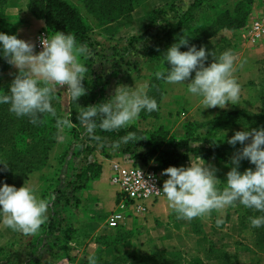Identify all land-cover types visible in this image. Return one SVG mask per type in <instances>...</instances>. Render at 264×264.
Returning a JSON list of instances; mask_svg holds the SVG:
<instances>
[{
    "label": "rangeland",
    "instance_id": "374dc122",
    "mask_svg": "<svg viewBox=\"0 0 264 264\" xmlns=\"http://www.w3.org/2000/svg\"><path fill=\"white\" fill-rule=\"evenodd\" d=\"M21 1L8 0L5 13L12 16L13 5L24 6ZM69 1L78 8L83 20L91 28L90 39L85 44L88 51L82 58L86 59L84 64L88 69L87 77L92 87L90 94L97 105L111 99L118 85L133 88L147 84L156 71L164 69V65L147 61V50L151 46L163 47L166 44L164 36L169 25L178 22L195 0ZM235 1L238 0H204L197 10L196 16L199 18L195 26L183 29L185 31L182 37L188 38V44H191L192 40L197 41L195 37L199 33L205 34L220 11L234 9ZM14 21L17 22L18 19ZM249 22L250 17L248 23L240 29L220 28L206 37L212 47L209 53H214L215 57L218 58L226 50H232L237 55L235 78L240 72L241 54L247 48L244 43V32ZM183 48L185 49L186 46H181L180 50L182 51ZM212 62L213 57L209 55L205 65H210ZM259 69L263 75L259 89L262 94L264 61L260 63ZM192 75L194 78L195 72ZM66 91L67 86H64L60 91L55 92L60 96L59 102L63 106L62 111L65 116L69 113ZM169 101L170 97L164 102L165 104L163 103L164 115L170 109ZM188 116L181 115V119ZM180 121L176 119L175 125L165 126L158 124L154 118L144 119L140 115L131 126H136L146 133L163 126L170 136L176 131H182ZM231 121L225 122L221 129L217 128L216 123L208 124L203 128L206 137L224 146L226 150L228 160L222 161L216 157L220 163L216 162L212 166L217 170L216 176L220 184H223L221 181H224L223 178L233 166L231 163L233 155L245 146L239 142L235 147L227 143L235 132L240 131ZM62 135L65 139L62 142L57 140L56 146L50 151L49 158L44 164L45 167L34 171L27 182L18 179L22 183L0 181V186L7 183L16 188L25 184L36 189L37 195L41 198H51L47 212L48 220L36 234L26 235L6 228L1 217L0 264H88L87 257L95 256L97 253L98 245L94 240L100 236H119L126 239L118 243H103L100 255L95 256L97 264H115L121 256L124 260L130 259L126 264H139L141 255L152 249L181 252L188 264H222L224 261H218L216 257L224 253L233 257L226 259L230 263L233 261L231 264H264V243L257 241L254 230L250 227L251 224L241 222L240 215L245 207L239 203L235 207L227 208L222 215L214 211L208 218H195L191 221L178 219L172 210L165 218L148 221V213L142 217L146 218V221H141L133 227L128 224L130 219L126 220L122 224L125 226L121 230L122 233L117 234L118 226L108 225V219L116 210L117 202L113 208H110L108 205L111 200L107 198V192L101 191L102 196L97 200L94 199V192L88 191L86 195L84 189L75 192L74 188L80 183L78 173L87 160L100 163L101 158H114L116 161L142 165L141 159L135 161L130 159L129 155H124L123 150L130 147L128 144H121L119 149L113 150L112 142L120 139L115 135L103 133L99 128L96 130V135L102 138L100 142L85 135V129L81 125L70 130L65 129ZM247 143L250 141L245 142ZM132 146H135L134 143L131 144ZM136 150L146 151L140 147ZM240 166L241 161L239 168ZM92 183L87 181L84 185L85 189L91 187ZM103 189L106 190V187H102ZM164 198L166 197L163 196L161 199ZM95 203L98 204L99 211H103L100 212L102 216L98 217V222H93L95 217L90 216L88 210L91 205L94 207ZM217 219L223 220L220 226H217ZM211 247L216 252L214 256L209 257Z\"/></svg>",
    "mask_w": 264,
    "mask_h": 264
},
{
    "label": "clouds",
    "instance_id": "9594fccd",
    "mask_svg": "<svg viewBox=\"0 0 264 264\" xmlns=\"http://www.w3.org/2000/svg\"><path fill=\"white\" fill-rule=\"evenodd\" d=\"M41 44L43 50L36 54L33 43L16 35L0 33L3 58L18 69L9 91L0 93V104L9 105V111L17 117H28L33 125L45 123L42 119L45 114L55 118L59 133L57 139L62 142L65 139L62 133L73 128L74 123L70 118L57 117L52 100L57 89L64 86H67V97L73 102L87 95L83 81L88 69L81 58L88 50L77 42L73 34L60 31L41 39ZM181 46H188L187 37H181L167 49L163 63L167 62L171 67L156 71L155 77L168 84H183L190 80L187 91L201 98L204 109L238 104L241 86L234 75L237 55L226 50L217 58L204 47L197 50L192 45L187 51H181ZM209 55L213 62L205 66ZM193 72L195 77L191 78ZM157 109L156 100L148 95L147 84L135 88L118 85L111 99L80 108L77 119L84 127L85 135L100 142L102 138L96 135L97 128L118 131L134 124L142 110L151 113ZM137 140L136 134L129 132L112 142L111 148L117 150L121 144ZM246 141L250 143L245 144ZM237 142L245 146L233 155V166L222 189L218 187L217 170L200 157H190L188 167L170 166L163 170L161 175L168 178L162 190H155L162 191L178 219L208 218L214 211L222 215L227 208L238 203L264 213V127L237 131L227 140L233 147ZM244 159L255 165V169L249 168L243 173L238 171L240 161ZM2 164L7 170L8 164ZM50 203L51 198H41L36 189L25 184L20 188L7 183L0 186V217L3 225L13 231L26 235L38 233L48 220ZM249 219L252 228L264 226V216ZM216 223L220 226L223 220L217 219ZM87 259L88 264H97L94 255Z\"/></svg>",
    "mask_w": 264,
    "mask_h": 264
},
{
    "label": "trees",
    "instance_id": "16d2710c",
    "mask_svg": "<svg viewBox=\"0 0 264 264\" xmlns=\"http://www.w3.org/2000/svg\"><path fill=\"white\" fill-rule=\"evenodd\" d=\"M256 1L264 0L235 1L233 4L234 9L220 11L215 20L205 31V34L199 33V35L195 37L197 41L192 40L193 42H191V44L195 45L197 50L204 46L208 52L211 51L212 47L209 42H207L206 37L214 34L220 28L237 30L244 27L248 23ZM7 2L8 0H0V33L16 35L18 38L17 22L14 21L13 16L5 13ZM203 2L204 0L193 1L179 21L169 25L164 36L166 44L163 47L151 46L148 48L146 53L148 62H155L157 65H164V68L170 69L171 66L167 62H165V64L163 63V54L172 44L178 42L186 30V27L193 28L195 26L199 18L196 16L197 10H199ZM28 8L36 17L46 21L47 29L51 34H54L56 31L65 32L66 34L71 33L76 37L79 44L85 46V44L88 43L91 28L83 20L78 8L69 0H29ZM183 29L185 30L183 31ZM191 44H188L182 51H187L188 47L192 46ZM10 69L11 65L3 58L2 45H0V93L9 91L13 79L18 74V71L8 74ZM163 82V80H158L155 75H153L149 84L148 95L156 100L158 108L163 95ZM83 85L87 90V95L80 97L75 102L70 100V111L67 116L63 114V106L59 102L60 96L54 93V98L52 100V106L57 112V117L70 118L74 123L73 128L80 126L77 119L80 108H86L92 104L95 105V100L90 94L92 87H90L91 84L87 77V73ZM261 106L262 109L260 113H222L218 118L209 123H188L186 126V133L181 138H177L175 135L169 136L167 130L163 126H159L150 133L143 132L136 126L125 127L118 131L111 132L100 130L107 135H115L119 139L129 132H134L137 138L141 139L136 142L129 141L128 145L130 147L133 143L135 146H132L131 149H129L130 147H126L123 150L124 155H129L130 159L135 161L141 159L142 165H147L155 161L159 164L158 168L161 170L170 166L178 167L182 162L190 159V154H194L196 157L202 159L217 157L222 161H227L228 157L225 147L217 142L215 143L210 137H206V134L201 135L199 130L206 128L208 124L212 123H216V126H218L217 128L221 129L222 126L225 125V122L229 123V120H232L231 123L234 125L243 124L250 130L251 128L258 129L264 127V88L261 95ZM9 107L10 106L7 104H0V169H2V172H0V181L19 182L18 180H20L23 182L25 180L27 182L34 171L41 170L45 167L44 164L49 158L50 151L53 150L57 144V136L59 133L55 126V118L50 115L45 114L42 117L45 123L33 125L30 123L28 117L15 116V114L9 111ZM157 112L158 109L151 113L147 112V110H142L140 115H142L144 119H147L150 116H156ZM99 122L98 118L97 124H99ZM196 141H202L204 145L191 147V143ZM137 147L144 148L146 151H137ZM39 160H41V162H39ZM2 163L8 164L7 170H4V165ZM249 168L254 170L255 165L251 164L249 160L244 159L241 160V166L238 171L243 173ZM101 174L102 164L97 161L91 162L87 160L80 173H78L80 183L74 188V191L81 192L85 188L84 185L87 181L96 180L100 178ZM223 179L224 181H221L223 184L219 183L218 185L221 189L225 186L226 177ZM240 216L243 224H250V217L264 216V213L245 208ZM124 227V225L118 226L116 233H122L121 230ZM252 229L254 230L253 232L256 235L257 241L264 243V226ZM58 238L60 239L61 237ZM105 239L107 240L103 241ZM124 239H126V237L100 236L96 238L98 249L95 256L100 255L103 243H118ZM210 249V253H208L209 257H212L216 250L213 247ZM216 258H218V261H224L222 264H231L233 262L231 261L230 263L226 260L233 257L225 255V253L222 255L219 254V257ZM117 260L118 262L115 264H126L130 261L128 258L124 260L123 256L119 257ZM139 264H188V261L181 252L168 251L166 249H152L141 255Z\"/></svg>",
    "mask_w": 264,
    "mask_h": 264
},
{
    "label": "crops",
    "instance_id": "0c3cea01",
    "mask_svg": "<svg viewBox=\"0 0 264 264\" xmlns=\"http://www.w3.org/2000/svg\"><path fill=\"white\" fill-rule=\"evenodd\" d=\"M24 6H18L13 5L12 9V16L14 19H18V31L17 35L19 39H23L27 42H31L35 45V53L38 54L39 52L36 49V41L37 36L39 32L42 29H47V23L44 19L36 17L28 8L29 0H22L21 1ZM25 2V3H24ZM258 18H264V3L262 1H256L254 4L253 11L250 15V22L246 26L247 30L244 32L245 41L247 48L246 50L241 54V61L239 62L240 66V72H238L236 80L241 86V92H240V99L238 104L232 105L229 104L226 108H207L204 109V106L201 103V98L197 96H193L187 91V83L190 82V80L185 81L183 84H168L163 82V95L160 100L158 112L156 116H150L148 118H154L158 121V124L165 125V126H172L175 125L176 119L181 120V128L182 131H176L174 135L177 138H181L186 133V126L188 123H209L210 121L215 120L218 118L222 113H242V112H250V113H260L262 106H261V91L260 89V81L263 78V75L260 73L259 65L264 61V34L256 39L253 40L250 37V30L251 26L254 22V20ZM82 63L86 61V59L81 58ZM18 69L11 66V69L8 71V74L17 72ZM193 77V75H192ZM191 77V78H192ZM151 79V78H150ZM150 79L147 83L148 85V91H149V84ZM139 84V83H138ZM136 85V84H135ZM136 87V86H135ZM133 87V88H135ZM61 87L57 89V91H60ZM170 97V105H169V111L167 114L164 115L163 112V105L164 102ZM66 100L68 101L69 109L70 111V99L67 97L66 93ZM164 103V104H163ZM182 116H187L186 118L181 119ZM140 117V115H139ZM237 127L239 130H249L246 126L243 124H237ZM204 129H200L199 132L201 135H204ZM194 144L191 145V147L200 146V144L204 145V142L202 141H196L193 142ZM190 157L192 159H197L199 157H196L194 154H190ZM100 163L102 164V174L100 178L93 180L91 187L84 188L86 195L87 192H94V199L97 200V198L100 195V192L103 191L106 193L107 198L111 200L110 204L108 205L110 208H113V206L116 205L117 202V188L111 183V176L113 174V166L112 162L116 161L113 159H99ZM207 165L214 166L216 162H219V160L216 157H210L208 159H203ZM220 163V162H219ZM190 166V160L186 163L180 164L178 167H188ZM218 166V165H217ZM217 174V173H215ZM225 176V172L223 173ZM218 177V176H217ZM221 179V178H220ZM109 186V187H108ZM102 187H106V190H102ZM82 190V191H84ZM99 202V201H98ZM97 202V203H98ZM95 203L94 207L91 205V209L89 208V214L92 217H95L93 222L99 221V216H102L101 213L103 211H99L98 204ZM94 208V209H93ZM170 210H172L169 207L168 201L166 198L163 200L161 199L158 203H154L149 211V214L147 215L148 221L151 219H159V218H165L169 216ZM101 212V213H100ZM110 212V211H109ZM129 218V225L136 226V224L140 223L141 221H146V218ZM96 243V240H94ZM90 244L92 242L90 241ZM94 252V251H93Z\"/></svg>",
    "mask_w": 264,
    "mask_h": 264
},
{
    "label": "built area",
    "instance_id": "2783aa9c",
    "mask_svg": "<svg viewBox=\"0 0 264 264\" xmlns=\"http://www.w3.org/2000/svg\"><path fill=\"white\" fill-rule=\"evenodd\" d=\"M51 34L48 29H42L36 41V49L42 51L41 39ZM264 34V18L254 20L250 37L253 40ZM131 163L114 161L112 183L118 188L117 208L110 215L108 225L117 227L125 223L129 218L146 216L151 206L164 195L155 189L162 190L163 183L167 179L161 175L163 170L159 169L157 162L147 165H135ZM154 185V188L152 187Z\"/></svg>",
    "mask_w": 264,
    "mask_h": 264
}]
</instances>
